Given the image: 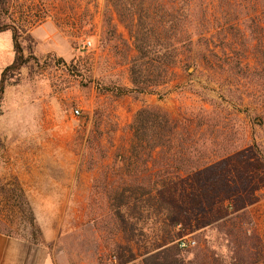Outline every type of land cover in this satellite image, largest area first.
I'll list each match as a JSON object with an SVG mask.
<instances>
[{"label":"rangeland","instance_id":"obj_1","mask_svg":"<svg viewBox=\"0 0 264 264\" xmlns=\"http://www.w3.org/2000/svg\"><path fill=\"white\" fill-rule=\"evenodd\" d=\"M250 1L195 0L187 21L211 29L209 46L200 41L185 53L166 84L118 95L132 86L123 44L105 34V0H43L51 17L29 30L33 42L22 41L24 56L33 58L7 79L0 102V212L18 185L38 232L16 208L1 232L35 244L26 245L33 262L47 249L54 264H143L175 234L193 242L179 253L184 264L253 262L258 245L264 248V34L259 46L251 21L264 1ZM144 107L167 112L185 129L184 144L210 162L175 175L173 189L212 185L214 201L227 190L242 208L191 211L183 197L181 228L163 232L148 219L128 220L131 227L121 230L129 125ZM42 228L52 237L47 243Z\"/></svg>","mask_w":264,"mask_h":264},{"label":"trees","instance_id":"obj_2","mask_svg":"<svg viewBox=\"0 0 264 264\" xmlns=\"http://www.w3.org/2000/svg\"><path fill=\"white\" fill-rule=\"evenodd\" d=\"M194 1L105 0L103 11L105 34L117 37L123 44L125 49L121 58L128 66L129 82L132 86L119 88L116 94L148 93L151 88L166 84L173 80L174 70L182 62L185 53L190 52L200 41H204L206 48L209 46L211 29L203 24L187 21L195 13V6H192ZM263 1L250 2L260 6ZM112 13L117 23L125 30L127 39L123 38L121 33H117V24L113 23ZM50 17L43 0H25L21 4L16 0H0V32H10L13 50L11 62L0 72V102L7 79L33 58L31 55L29 58L24 56L22 41L33 42L29 30ZM263 22L264 9L256 15L254 22L251 21V25L254 26L253 32L259 36L257 39L259 46L262 38L260 36L264 34ZM131 52H134L132 56ZM234 64L237 65V61L229 62L231 66ZM129 129L130 147L125 159L129 181L119 195L120 206L125 208L123 212L116 213L122 231L127 225H131L128 220H133L134 226L137 222L151 219L163 226V232L167 231L165 226L168 230L177 226L181 228L185 222L184 217L180 215L183 197L191 211L211 210L215 205L218 213L223 214L227 206L235 211L244 206L233 199L227 190H222L224 196L214 201L216 192L212 185H209L210 188L202 187L204 186L202 183L196 186L193 184L182 186L185 194L181 187L173 189L172 180L176 178L175 175L204 170L208 158L203 159L202 155H195V150L184 144L185 129H179L167 112L155 107L140 108ZM174 162L178 164L173 166ZM137 165L141 166L140 170L137 169ZM133 167L139 174H133L131 170ZM16 188L18 193L14 195V199L13 196H4L6 209L0 212V229L6 222L12 223L19 212L30 232H38L33 211L18 185ZM228 198L231 199L227 201L228 205H225L224 201ZM14 208L18 209V212ZM0 234L9 236L1 230ZM180 241H183V238L177 234L170 236L156 247L157 251L147 253L143 258V264H184L179 257L183 248L179 246ZM258 246L261 247V251H256L250 264H264V248L262 245Z\"/></svg>","mask_w":264,"mask_h":264},{"label":"crops","instance_id":"obj_3","mask_svg":"<svg viewBox=\"0 0 264 264\" xmlns=\"http://www.w3.org/2000/svg\"><path fill=\"white\" fill-rule=\"evenodd\" d=\"M12 56L11 34L0 32V71L11 62ZM41 232L46 243L52 239L46 229L42 228ZM26 245L35 244L0 234V264H54L47 249L41 250L33 262L31 248L27 249Z\"/></svg>","mask_w":264,"mask_h":264},{"label":"built area","instance_id":"obj_4","mask_svg":"<svg viewBox=\"0 0 264 264\" xmlns=\"http://www.w3.org/2000/svg\"><path fill=\"white\" fill-rule=\"evenodd\" d=\"M85 45H86V47H88L89 46V42H86ZM75 114H78V111L75 110ZM189 243H193V242L192 241L190 242V241H184L183 240V241L179 242V246L180 247H185L186 244H189Z\"/></svg>","mask_w":264,"mask_h":264}]
</instances>
